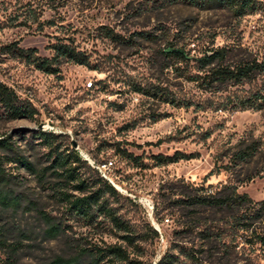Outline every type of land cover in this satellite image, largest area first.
I'll list each match as a JSON object with an SVG mask.
<instances>
[{"label":"rangeland","instance_id":"obj_1","mask_svg":"<svg viewBox=\"0 0 264 264\" xmlns=\"http://www.w3.org/2000/svg\"><path fill=\"white\" fill-rule=\"evenodd\" d=\"M254 1L256 11L238 16L172 0H0V82L35 111L33 119H13L0 102V137H11L16 152L36 169L9 165L14 189L26 199L17 212L0 209V224L12 229L8 244H18V250L0 247V264H54L110 245H121L144 264H157L168 251L176 264H264V211L251 205L193 210L174 203L184 183L209 193L230 186L255 205L264 202V109L236 108L264 94V77L206 89L188 79L203 74L200 60L221 49L229 66L264 62V0ZM59 44L85 54L90 66L60 59L59 72L49 75L18 55L24 50L52 59ZM170 49L184 52L186 61L164 53ZM155 86L191 106L136 92ZM41 131L54 134L51 147ZM253 145L258 151L252 159H236ZM74 152L83 161L77 176L90 188H97L103 173L122 188H115L120 196L106 199L129 233L104 216L88 223L71 214L57 190L76 197L89 191L64 183L53 173L58 169L42 175L57 153ZM175 152L196 158L168 165L153 159ZM105 163L112 166L103 170ZM40 212L65 228L59 238L45 239ZM202 231L210 238L203 239Z\"/></svg>","mask_w":264,"mask_h":264},{"label":"trees","instance_id":"obj_2","mask_svg":"<svg viewBox=\"0 0 264 264\" xmlns=\"http://www.w3.org/2000/svg\"><path fill=\"white\" fill-rule=\"evenodd\" d=\"M173 4H187L190 6L198 7L202 10L210 9H228L238 16H245L251 12L257 10L254 0H172ZM12 48V47H10ZM55 50V57L52 59L40 58L30 51H19V57L26 59L29 63H32L38 70L45 72L46 74L53 75L59 72L60 59L67 60L82 66H90L88 57L77 52L71 46L68 45H56L53 47ZM12 52L14 50H11ZM165 54L177 59L179 62H185L187 57L184 52L180 50L170 49ZM225 54L226 50L221 49L207 54L204 58L200 60L201 66L200 70L203 74L189 75L188 79L197 83L199 86L213 87L215 85L224 84H240L245 80L251 79L257 74L264 77V62L258 63L256 60L244 61L235 66H229L225 64ZM208 69V70H206ZM163 89L159 87L151 88H137L136 92L145 94L152 98H159L166 103H171L178 107H190L191 104L184 103L175 100V98H170L167 94L163 92ZM0 102L7 109L10 116L13 119L18 118H34L35 111L30 109L28 106H22L17 102L16 98L10 93L8 88L0 82ZM242 109H253L256 111H261L264 109V94H256L254 98L249 100H244L239 103ZM40 136L43 142L52 146V140L55 138L54 134L48 132H40ZM121 155L129 159L137 166L141 164L138 157L127 153L125 150H120ZM258 149L253 145L248 147L246 150L238 152L236 159L239 161H246L252 159ZM7 153V154H6ZM9 153V154H8ZM194 154H184L181 152H175L172 156H154V160L157 165H168L175 164L181 161H190L195 159ZM83 161L77 152L69 154L57 153L53 164L49 168L42 170V175H45L49 169H58L60 172L54 171V175L60 177L64 183L77 182L75 186L76 189L82 191H89V194L83 197L72 196L65 189L57 190L59 199L61 202L65 203L68 211L88 223L96 221V218L104 216L109 218L115 225V227L120 230L129 233V227L120 220L119 217L114 213L113 208L108 206L106 199L107 195L110 196H120L119 192L114 188V186L106 179L98 174L97 177V188L89 187L83 180L79 179L77 176L76 167L78 164H82ZM10 164H19L26 167L32 171H36L34 165L30 163L24 156L20 155L14 149L11 142V137L1 138L0 137V209L17 212L22 208V205L26 198L20 195L14 189L17 184L14 180V176L9 171ZM224 167V166H223ZM213 175V174H212ZM185 190L180 194L174 203L178 207H183L186 209H219V210H234L235 207L251 205L255 207L256 213H261L264 211V202L261 204H254L252 200L245 194H239L237 190L230 186H224L223 190L226 192H216L209 193L204 188L198 189L193 187L191 184L184 183ZM91 189V190H90ZM32 202H28V205ZM256 206H259L256 209ZM30 206L27 207L29 210ZM44 223L47 228L44 230L45 239L55 240L59 238L64 232L65 228L60 222H57L55 218L48 214L40 212ZM1 222V216H0ZM21 235L24 231H19ZM152 232L156 237L159 233L152 229ZM12 233V229L7 228L0 224V247H13V250H18V244H8L10 240L9 235ZM204 237L203 239H209L210 234L208 232H200ZM132 236L127 235L124 237L127 241H131ZM259 242L264 247V236H259ZM120 262L123 264H144L139 260L131 259L127 250L121 245H110L105 247L95 246L93 249H82L78 254L69 259L57 258L54 264H103L105 261ZM177 257L171 251H168L157 264H176Z\"/></svg>","mask_w":264,"mask_h":264},{"label":"water","instance_id":"obj_3","mask_svg":"<svg viewBox=\"0 0 264 264\" xmlns=\"http://www.w3.org/2000/svg\"><path fill=\"white\" fill-rule=\"evenodd\" d=\"M42 127H43V126H40L39 128L42 129ZM73 146H74V148H76V144H74ZM102 176H103L104 178H106L107 180H109V181L111 182V184L114 186V188H116V189L119 190V191H123L122 188H121L120 186H118V185L115 184L113 181H111L110 179H108L104 173L102 174Z\"/></svg>","mask_w":264,"mask_h":264},{"label":"built area","instance_id":"obj_4","mask_svg":"<svg viewBox=\"0 0 264 264\" xmlns=\"http://www.w3.org/2000/svg\"><path fill=\"white\" fill-rule=\"evenodd\" d=\"M109 166H112V163H105L103 166H102V169L103 170H108L109 169Z\"/></svg>","mask_w":264,"mask_h":264}]
</instances>
